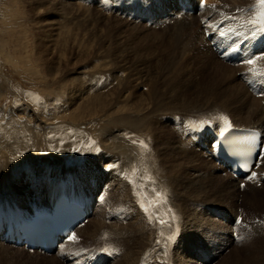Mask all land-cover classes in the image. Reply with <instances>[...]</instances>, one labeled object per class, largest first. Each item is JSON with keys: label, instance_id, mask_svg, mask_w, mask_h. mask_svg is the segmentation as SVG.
<instances>
[{"label": "bare ground", "instance_id": "6f19581e", "mask_svg": "<svg viewBox=\"0 0 264 264\" xmlns=\"http://www.w3.org/2000/svg\"><path fill=\"white\" fill-rule=\"evenodd\" d=\"M26 1L31 3L33 10L42 7L49 8L57 10L65 18H67L64 16L66 11L73 13L71 16H75L76 24L85 30L84 36H88L91 42H96L98 48L104 51L99 50L102 55L98 52L97 56H111L115 60L119 59V63L122 61L124 68L130 69L134 78L139 79L141 84L131 85L128 83L129 80L127 82L120 81L115 75L116 84L112 88L103 92H95L92 91V87H84L80 83L76 85L77 81L73 82L72 86L68 88L72 118L81 122L98 114L102 116L97 118V123L95 122L100 125L98 131H89L90 133H86L88 135L83 134L84 142L79 148L72 149V138L69 141L66 140L68 144H65L66 149L64 148L63 153H69L71 156L65 154V158L62 157L61 160L56 156L57 159L51 157L52 159H43L41 163H33V157L38 158V152L48 153L47 147L52 149L53 145H62L60 139L63 140L61 136H65L63 131L66 127H63L62 134L60 131L53 130L55 133L51 134L50 131V134L43 135L42 133L45 132L49 123L47 124L45 120L39 118L38 114L36 116L24 105H17L10 110L5 108L4 113L3 111L0 113V153L10 162L6 167L0 158V208L10 206L13 216L27 214L34 208L46 206L48 202L49 204L50 202L51 204L52 202L56 203L62 198L63 189L69 196L76 193L89 198L91 195L90 200L93 197H100L104 207L103 212H97L88 223L78 228L74 233L75 240L72 242H84L90 246L97 244L100 249L113 250L117 253L125 251L122 253L123 255L120 254L109 264H199V261L203 264H214L219 259H223L229 248L238 247L232 239L233 229L238 227L232 225L234 218L240 212L245 214L244 219L252 224L254 218H264V152L259 155L260 163L257 167L259 176L254 181L243 183V179L233 176L228 170V166L216 162L218 159L223 162H226L225 160L219 157L214 158V152L210 153V151L215 138L222 139L234 133L231 126L261 131L263 133L262 143H264V87L254 82L245 83L241 79L243 69H247L251 75L253 72L249 69L252 67L264 70V58L257 59L255 66L247 63L234 66V64L222 60L212 50L209 40L204 36L199 16L173 18L172 23L164 25L168 27L164 33H169L172 41L167 46L168 50L176 51L177 49L188 61V66L193 69L191 71L194 72V76L192 86L182 88V93L176 90L173 75L164 77L169 84L166 85V89H163V82L160 83V86L157 85L160 80H164L162 75H146L147 71L144 70L149 63H145L144 60H148L146 58L152 56L151 52L145 54L137 48L136 55H134L131 51V42L126 43L124 39V41L117 42L119 46H116V42L113 40L115 34L110 30L113 26L120 28V20L101 15L100 23L103 24L93 25L94 19L91 12L80 4L66 5L67 3L62 4L56 0ZM129 1L116 0L113 6L114 10H130ZM152 1L157 9H162L168 15L177 0ZM210 1L214 0H208V2ZM217 1L218 4L214 6H218L215 8L220 10L224 17L237 16L239 18L237 6L244 4L247 0ZM138 2L140 5L153 6L150 0H138ZM257 2L259 4V0ZM95 5V9H97L98 4ZM213 9L214 7L211 6L203 14L207 15L206 12L211 13ZM114 16L124 17L123 14L118 13H115ZM168 16L172 17L173 15ZM131 17L124 18L128 19L132 25L141 24L135 17ZM156 21L158 22L159 18ZM145 24L147 25V23ZM102 26L106 29L103 30L104 32ZM60 35L58 40L61 38L63 40L64 37H60ZM146 40L143 38L133 43L139 45L149 43L148 46L154 47L155 52H160V47L156 45L159 40L157 36L151 41ZM160 44L163 45V43ZM65 48L62 46L61 52L66 51ZM130 53L133 55L132 61L127 60ZM165 57L168 56L165 55ZM258 57H264V55ZM118 67L115 66V68ZM61 70L57 64H53L49 68V74L57 78L64 72ZM197 75H200L199 79L196 77ZM145 81L149 86H147V91L143 92L138 88L140 85H144L142 83ZM61 90L49 89L46 90V93L56 96L54 100L62 99L60 98L63 95ZM3 91L2 85H0V93ZM253 92H260V97ZM185 98L186 100H184ZM211 100L214 103L210 104ZM201 102L205 104L194 106ZM64 104H67V100ZM190 106L194 107L189 108ZM197 106L199 109H195ZM37 110L40 109L37 108ZM182 110L193 111L192 113L198 116V120L188 118L190 116L186 115L187 118H181L180 130L176 132L172 127L169 129L167 126L170 123V118L178 117L177 113ZM62 118L64 117L62 116ZM38 128L44 131L41 132ZM243 133L242 130H236L235 137L238 138V135ZM72 134L75 136L77 131ZM93 137L96 139L90 141L89 139ZM86 142H90V144L88 143L90 146ZM141 142L146 147L142 146ZM65 145L63 143V146ZM74 146L77 147V144ZM66 155L70 156L72 161L68 160ZM90 162H95L97 165L92 168L86 166ZM62 164L63 166L70 165L62 167L60 166ZM228 164L232 167L231 163ZM71 165L72 167H70ZM170 172L175 176H180L182 185L177 186L185 187L186 190L192 192L190 197L194 201L189 203L188 209L182 215L178 213L177 194L175 195L166 183L171 177ZM61 174L69 175L67 179H70L66 182L75 185L76 189L69 187L67 183H59L62 180L58 179ZM21 180L23 183L18 188H13V182ZM183 180H185V185L182 183ZM179 189L177 190L179 191ZM241 194L244 196L241 197ZM214 198L223 199L225 202L221 203H227L228 206L226 204L221 205L222 207L212 205V202L216 201ZM129 199L130 205L124 206V211L119 214L120 217L123 216L120 219L117 216L119 206L124 205L125 201ZM208 204L210 205L206 208ZM242 205L244 211L239 208ZM145 208L148 211H145ZM211 208H213V214L209 210ZM207 211L210 213L209 215ZM185 218L188 220V222L186 221L188 224L186 230H184ZM113 220L117 222L114 224ZM150 223L153 224V230H151ZM255 223L259 224L258 221ZM155 224L161 230V237L157 243L148 246L146 244L149 238L146 235L150 232L153 234ZM93 225L95 227L91 231L90 227ZM203 225L206 227L204 226L200 233L208 236L210 242L187 248L190 239L184 241L185 235L189 233L186 232L190 231L189 234H193L194 231L199 230L198 227H203ZM254 231L257 234L263 233L264 225L262 229L254 228ZM87 239L89 240L85 241ZM227 242V247L223 249ZM210 243H216L213 251L204 250V246ZM131 244L139 245L138 248H142L133 250ZM4 245L0 243L1 247ZM18 250L24 251L25 248L20 247ZM55 255L52 254L54 257ZM200 257L206 260L200 259ZM208 259H211L212 262L209 263ZM65 264L68 263L65 262Z\"/></svg>", "mask_w": 264, "mask_h": 264}, {"label": "rangeland", "instance_id": "374dc122", "mask_svg": "<svg viewBox=\"0 0 264 264\" xmlns=\"http://www.w3.org/2000/svg\"><path fill=\"white\" fill-rule=\"evenodd\" d=\"M56 1L62 4L67 3L66 5L80 4L86 10H89V12H91L90 14L92 18L94 19L93 25H97L98 23L103 24V23H100L101 15L108 17V18H114V19L120 20L121 22L118 21L121 24L120 28L113 26V28L110 30L112 31V33L115 34L114 38L113 37L112 38L116 42V46H119L117 42H121L123 39L126 41V43L131 42L130 43L131 51L134 53V55H136L135 51L137 48L139 49L140 52H143L145 54H149V52H151L150 54L152 56H148L146 58L148 60H144L145 63L149 62L148 66H145L144 68V70L146 69L147 71L146 75H154V76L158 75L159 76L161 74L162 79H164V77H170L173 75L175 77L174 83L177 87L176 90L181 93H182V88L192 86L194 72L191 71L193 69L188 66V61L185 58H183L181 53L178 52L176 48H175L176 51H173L172 49L168 50L169 47L167 46H169L170 42H172L170 39V35H168L169 33H164L168 29V27L158 26V25L151 26L148 24L146 25L145 24L146 22L144 21H137V22H141V24L132 25V23H130L128 19L124 18L126 16L123 15L124 17L120 18V17L114 16L116 13L115 11H112L110 13L109 10L104 6V3L101 2V0H91L89 2L84 1V0H56ZM26 2L28 1L26 0H21V1L20 0H0V50H2L0 51V83H1L0 85H2V90H4L3 93H0V113L6 109L7 110H10L11 108L13 109L14 107H17V105L18 106L24 105L30 110V112L33 111V114H36V116L38 114L39 118H42L43 120H45L47 124L49 123L47 125L48 129L46 127L45 132H43L44 131L43 129L40 130L41 127L38 128L41 132H43L42 133L43 135L50 134L49 133L50 131H51V134H53V132L55 133V131L53 130H56L57 132L60 131L62 134V131H63L62 129L66 127L67 129L65 128V130L67 131L65 130L63 131L65 136L64 135L61 136L63 140L60 139L62 143V145L60 143L61 146L53 145L54 149L47 147L48 153L38 152V158H36V156L33 157L34 159L31 157L34 160L33 163L34 162L41 163L43 159L46 160V159H50L51 157L56 158V156L59 160H61L62 157L65 158V154H69V153H63L64 152L63 150L66 147L65 144H68V142L66 143V140L68 139L67 141H69L72 138L71 140L73 142L72 149L79 148L84 142V139H82L83 134L88 135L86 133L98 131V128L100 125L99 124L97 125L96 121H97V118L102 116L101 114H98L94 116L96 119L94 117H91V118H87L88 120L87 119L82 120L81 122L72 118V114L70 112L72 108H70V103H69L70 95L68 94V88L69 86L70 87L72 86L73 82L77 81L76 85H79L80 83L84 87H92L91 88L92 91H95V92L96 91L103 92V91H107L108 89L112 88L116 84L114 80L115 75H117L120 81L127 82L129 80L128 83L131 85H136V84H141V83L139 82L140 81L139 79L134 78L132 74L133 72H130L131 71L130 69L124 68L122 61H120L119 63V59L115 60L113 59L114 57H111V56H108V57L97 56L96 53L98 52L100 53V51H103V50L98 48V45L96 42H91L88 36H84L85 30H83V28H81L79 24H76L75 22L76 20H74L75 16H71V14L73 13H71L70 11H66L65 13L63 12L65 14L64 16L67 17L65 18L57 10H51L49 8H44V7L33 10L31 3L28 2L27 3L28 5H27ZM129 2L131 3L133 1L130 0ZM95 4H98L97 9H95V6H96ZM248 10H250V8H248ZM131 29H134V31H131ZM103 30L105 31L106 29L105 27L102 26V31ZM59 34H61L60 37H64L63 40L65 42L62 40V38L61 40H58ZM155 36L159 38L156 44L160 47L159 53L158 51L155 52L154 47H149L148 46L150 45L149 43L142 44V45L133 43L134 41H137L143 38H146L147 39L146 41H149V40L151 41ZM119 37L121 40L119 39ZM160 43H163V45ZM62 46L64 48L66 47L65 48L66 51L61 52ZM58 48L60 50H57ZM161 50H164V51H161ZM163 54H165L168 57H165V55ZM128 56L129 58L127 60L132 61L133 55L130 53L128 54ZM48 62L50 65L47 64ZM139 63H140V60H139ZM53 64H57L62 69L61 71H64L62 74H59L57 78L56 77L54 78V76L49 74L50 73L49 68H51ZM115 66H119V67L115 68ZM166 66L167 67L169 66L171 70L169 69V67L167 68ZM129 67L131 68L133 66H129ZM114 69L116 70L114 71ZM60 76H63V77H60ZM196 77L199 79L200 75L199 76L197 75ZM63 81H64V84H62ZM136 81L139 83H137ZM161 82L164 83L162 88L166 89V85L169 84L167 79H164L162 81L160 80L157 83V85L160 86ZM171 83L173 84V82ZM142 84L144 85H140L138 89L143 92L147 91V86H149L148 82L145 81ZM43 89L44 90L51 89L55 91H59V89L60 90L62 89L61 91L63 95L60 96V98L62 99L54 100L56 96L48 95L46 93V90L44 91ZM64 92L66 93L64 94ZM66 100H67L68 105L64 104ZM184 100H186V98ZM211 103H214V101L211 100L210 104ZM203 104L205 103L201 102L198 104H194V106L195 105L200 106ZM194 106H190L189 108L194 107ZM198 106L195 109H199ZM37 108H39L40 110H37ZM65 108L68 110L66 111ZM56 110L57 111L60 110L58 111L59 113ZM187 110H190V109H187ZM187 110H184V111L182 110V112H178L177 113L178 115H176L178 117L176 118L174 117L170 118V123L168 124L167 127L169 129H171L172 127L177 132L178 130H180V126L182 125L181 118L183 117L187 118L186 115L190 116L188 118H193V120L197 121L198 116L192 113L195 110L193 109L192 112H189ZM48 116H51V117H48ZM62 116L64 118H62ZM92 119L95 121H93ZM94 124L97 126H95ZM80 125H82L83 127H81ZM58 126H61V127H58ZM70 126L72 127L75 126V127L72 128ZM76 131H77V134H75L74 136L72 133ZM93 138H90L89 140L91 141V140L96 139L95 137ZM75 141L77 142L74 143ZM63 143L65 146H63ZM88 143L90 144V142H86L87 145H89ZM75 144H77V147L74 146ZM69 147L71 148V146ZM58 148L62 150H59ZM69 155L71 156V154ZM70 156L66 155V158L72 161V158L70 159ZM0 158L4 161V165L7 167V164L9 165L10 160L4 157L3 154L1 153H0ZM63 164L60 166L66 167L70 165V164H66L65 166H63ZM94 165H97V163L90 162L86 166L92 168ZM70 167H72V165ZM170 175L172 178L169 177L170 180L168 179V182L166 183L174 191V194L175 195L177 194L176 204H178V207H179L178 213L182 215V213L188 209L189 203H193L194 201L193 198L191 199L190 197V194L192 192H190L189 190H186L185 187L180 188L179 186H177V185H182L180 182V176L179 177L178 175L175 176L174 173L172 172H170ZM68 177L69 175H66V176H63L62 174L60 175V178L63 180L67 179ZM22 183H23V180L14 181L13 188H18ZM182 183L183 185H185L186 184L185 180H183ZM197 186L199 187V185ZM241 188L244 189L245 187L244 188L241 187ZM177 189H179V191ZM8 191L10 192V189H8ZM242 196L244 195L241 194V197ZM214 199L216 201H213L212 205L214 206L216 205V207H222L221 205H224V204L227 205V203H223V204L221 203V202H225L223 199H219V198H214ZM129 201L130 199L126 200L124 205L122 204V206H119L120 209L117 212V216H119L121 211H124L123 210L124 206L130 205ZM209 205L210 204H208L206 208H208ZM243 207H244L243 205L239 206V208L241 209H243ZM209 210L211 211V214H213V208ZM209 214L210 213L208 212V215ZM122 217L123 216L121 217L119 216L120 219H122ZM184 221H185L184 230H186L188 226L186 221L188 222V220H186L185 218ZM116 222L117 221H115L114 224ZM150 226L152 228L151 230H153V224L151 225L150 223ZM204 226L205 225H203V227H198L199 230L197 229V231L196 232L194 231L193 234H189L190 231L186 232V233L188 232L189 233L188 235H185L186 237L184 238V241L190 239L188 241L187 248H189L190 246H199L201 244L203 245V244H206L207 242H210V239L208 236L201 234L202 233L201 231L203 230ZM93 227H95V225L90 227L91 231ZM182 230H183V227H182ZM255 234L256 235L252 239H248L247 242L237 244L238 247L233 246L229 248L226 251V254L223 257V259H219L218 261H216V263L214 262L213 263L221 264V261H222V264H225V263L232 264L233 262H234L233 264H255V263L264 264V232L258 233V234L255 232ZM146 236L149 238L146 245L149 246L152 243H157V241L161 237V230L159 229L158 225L157 224L154 225L153 234H151L150 232ZM88 240L89 239L85 241H88ZM1 244H5V243H1ZM80 244L81 242L76 243L77 246H80ZM5 245L4 247L0 246V264H65V262L56 255L55 257L52 255H51L52 257L49 255L45 256L46 254H43L41 252L32 253L26 249L24 251L23 250L19 251L18 249H20V246L14 247L11 245H7V246ZM214 245H216V243H210L209 245H206L204 246V248L203 247L202 248L204 250L206 249V250L213 251V248L215 247ZM138 246L139 245L136 246V245L131 244V247L133 250H138L142 248V247L138 248ZM5 247L8 249H6ZM128 250H126V252H128ZM124 252L125 251L122 250L121 254ZM254 259L256 260V262ZM199 264H203V263L199 261Z\"/></svg>", "mask_w": 264, "mask_h": 264}, {"label": "snow or ice", "instance_id": "6c2138e0", "mask_svg": "<svg viewBox=\"0 0 264 264\" xmlns=\"http://www.w3.org/2000/svg\"><path fill=\"white\" fill-rule=\"evenodd\" d=\"M243 11V10H238ZM246 23L254 30L259 32H264V0H259V11L256 12L254 16H252L249 20L246 21ZM264 57H257L256 59H249L245 63L248 65L255 66L256 60L261 59ZM253 72V74H260L264 75V70H257L255 67H252L249 69ZM142 146L146 147V145H143V142H141ZM145 211H148L147 208L144 209ZM70 239L75 240V237H70Z\"/></svg>", "mask_w": 264, "mask_h": 264}]
</instances>
